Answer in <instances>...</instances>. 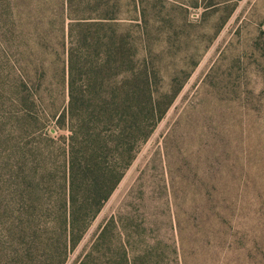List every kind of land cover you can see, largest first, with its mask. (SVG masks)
I'll use <instances>...</instances> for the list:
<instances>
[{"label":"trees","instance_id":"trees-1","mask_svg":"<svg viewBox=\"0 0 264 264\" xmlns=\"http://www.w3.org/2000/svg\"><path fill=\"white\" fill-rule=\"evenodd\" d=\"M127 1L41 0L35 32L44 41L31 40L26 65L17 59L18 102L47 141L29 150L40 170L19 216L30 230L18 237L32 243L27 259L43 244L38 264L67 262L182 87L160 83L141 0H130L138 16L128 23L121 20ZM209 134L199 154L187 152L182 180L172 164L170 178L149 183L144 170L75 264H264L262 164L244 132L236 151L227 134Z\"/></svg>","mask_w":264,"mask_h":264},{"label":"rangeland","instance_id":"rangeland-1","mask_svg":"<svg viewBox=\"0 0 264 264\" xmlns=\"http://www.w3.org/2000/svg\"><path fill=\"white\" fill-rule=\"evenodd\" d=\"M141 3L140 23L146 36L155 39L160 83L182 87L65 264L76 263L102 221L117 210L144 170L148 183L156 180L154 176L170 178L169 164L174 165L178 180L185 178L187 152L199 154V149L206 148L212 142L209 131L214 128L231 138L233 151L240 145V132H244L248 147L254 159L260 160L264 172V0ZM39 9L41 0H0V264H15L18 255L26 264H38L43 259L42 243L32 247V260H28L26 253L32 243H24L18 237L22 227L24 233L30 232L25 223L19 227V216L27 204L28 191L34 190L35 173L40 170L39 160L29 150L44 146L47 141L41 126L18 102L13 86L18 75L17 59L23 58L22 65H26L31 40L35 36L44 38V34L35 32V27H40ZM136 15L128 0L121 20L135 22ZM50 28L49 52L56 44ZM21 50L24 57L19 54ZM179 119L182 121L177 135L167 141L170 129ZM203 160L204 157L196 162L203 166ZM36 222L44 223L39 218ZM53 243L57 253L56 242Z\"/></svg>","mask_w":264,"mask_h":264}]
</instances>
